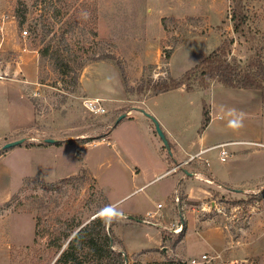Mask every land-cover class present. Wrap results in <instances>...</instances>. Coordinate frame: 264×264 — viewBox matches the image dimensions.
I'll use <instances>...</instances> for the list:
<instances>
[{"label":"rangeland","instance_id":"obj_1","mask_svg":"<svg viewBox=\"0 0 264 264\" xmlns=\"http://www.w3.org/2000/svg\"><path fill=\"white\" fill-rule=\"evenodd\" d=\"M233 4V0H0V15L7 16L3 37L12 42L2 46L5 55L0 60H13L15 67L18 46L13 42L28 29L26 41L34 50L29 53L30 71L16 78L32 81L36 75L38 82L25 83L36 109L34 127L8 134L13 121L0 108V154L9 152L14 168L10 197L0 202V264H54L59 254L48 244L50 235L74 229L104 210L111 212L116 222L113 232L127 247V264H133V255L148 262L167 254L210 251L208 244H220V238L212 236L218 231L229 234L234 242L225 250L227 261L264 264V139L235 135L242 129L239 123L226 126L230 139H256L261 144H227L225 161L220 159L221 147L211 149L207 156L217 178L208 173L206 161L195 163L189 155V162L194 161L191 167L202 173L187 175L182 168L188 162L175 163L145 112L152 111L176 133L194 136L201 133L203 103L209 104L210 87L201 88L195 79L194 92L180 88L158 94L137 90L149 80L180 77L192 67L191 74L196 76L202 57L231 38L230 55L244 62L249 59L251 42L264 38V0L247 2L252 26L249 41L233 31ZM23 9H27V18L20 23L17 13ZM36 17L54 22L61 19L55 31L60 32L62 25L70 28L66 36L74 50L89 56L106 53L110 58L90 60L80 72L79 86L71 91L70 75L63 77L48 59L40 57L42 43L30 31ZM253 32L258 37L254 38ZM0 96V100L5 97L2 92ZM229 96H217L222 104L213 113L222 117L212 118L213 129L234 114L224 105L236 108L240 103L239 95ZM92 98L101 101L102 110L92 112L85 106ZM220 130L211 132V138L218 137ZM21 137L27 140L1 149ZM48 137L59 138L68 146L75 143V157L82 159V167L78 168L67 146L53 153L31 147V142L47 143ZM169 142L172 151L178 142ZM35 174L50 179L71 175L47 181ZM145 211L155 214L149 218L151 224L160 223L168 235L175 237L185 228V242L174 246L168 240L162 249L152 250L159 246L156 231L123 222L129 218L147 222ZM218 261L221 258L206 264Z\"/></svg>","mask_w":264,"mask_h":264},{"label":"trees","instance_id":"obj_2","mask_svg":"<svg viewBox=\"0 0 264 264\" xmlns=\"http://www.w3.org/2000/svg\"><path fill=\"white\" fill-rule=\"evenodd\" d=\"M233 2L231 14L233 31L249 41V32L252 31V26L247 8L248 0H233ZM59 12V9L55 12L56 17L60 15ZM17 15L20 17L19 22L24 23L27 18V9L19 10ZM35 19L34 25L33 23L30 24V31L39 36L42 43L38 49L40 57L41 59H48L53 69L63 77L70 75L71 91H75L76 87L79 86L80 72L90 60L110 58L109 54L106 53L89 56L88 52L74 50L66 36L70 28L62 25L60 32L55 31V26L62 21L61 19L60 22L49 21L40 17ZM255 32H253L254 38L258 37ZM93 33L97 35L95 29H93ZM233 42L234 39L231 38L210 50L201 60L200 71L196 76L191 74L192 67L180 77L168 76L153 82L149 80L142 83L137 90L143 93L151 91L153 94H158L184 86L187 91L191 92L195 89L194 82L196 79L203 89H208L213 82L227 87L258 89L261 91L264 103V38L251 42L250 50L252 53L245 62L237 56L230 55ZM167 58L170 56L168 55ZM40 82L44 83L42 79ZM129 89L136 90L133 87ZM210 119V107L204 100L201 132L207 127ZM56 143H59V140ZM30 144L40 145L43 143L31 142ZM164 147L166 148L165 145ZM110 216L111 212L104 210L86 223H78L74 229L50 235L48 244L56 248L55 253L59 254L54 264H126L129 255L123 242L113 232V225L116 222ZM184 234L185 228L175 237L168 235L166 231H161L162 245H165V242L169 240L175 246L183 239ZM116 242L121 244V247H115ZM133 258V264H187L186 260L168 254L160 260L148 262H143L135 255Z\"/></svg>","mask_w":264,"mask_h":264},{"label":"crops","instance_id":"obj_3","mask_svg":"<svg viewBox=\"0 0 264 264\" xmlns=\"http://www.w3.org/2000/svg\"><path fill=\"white\" fill-rule=\"evenodd\" d=\"M12 42H8V40L6 39L4 42V46L5 48L7 47V45H11ZM13 44H17V48L15 49V56H14V65L15 67H12V62L13 60L10 61H5L0 60V92H2V95L4 94L5 97L2 98V100H0V108L4 109V111L6 112V114L8 116H10V119H12L13 123L12 125L9 127V133L10 135H13L14 133L20 131V130H24V129H30L32 126H35L36 123V109H35V105L30 97V95L27 93L26 89V84L25 83H38L35 82L36 79V75H33V80L30 81L29 79H19L16 78L17 75H22V76H26L27 75V70L28 67L30 65V61L31 58L29 53H33L34 50L29 48V45L27 43L26 40H24L23 38H21L20 40L17 38L15 40V42H13ZM8 51V50H7ZM36 52V51H35ZM5 55V50H3V48L1 49L0 52V58H2ZM205 56V55H204ZM204 56L202 58H204ZM36 56H33V58ZM202 60V59H201ZM30 71V70H28ZM12 76V77H9ZM20 84V87H18V84ZM180 89H184L186 90L184 87H179ZM35 89H37V87H35ZM178 89V88H177ZM15 90V91H14ZM33 91V89H31ZM174 90V89H173ZM170 91V90H169ZM36 92V91H35ZM189 92V91H188ZM194 92V91H191ZM209 93H210V99H209V107H210V114H211V119L209 124L207 125V127L201 132L198 133L194 136H190V137H185V133L182 131H178L177 133L173 130H171V128L166 127L161 120L158 118L161 127L163 128V131L165 132V134L167 135L168 139L170 141H175L178 142L177 144H175V148L174 150H172V159L175 161L176 164H180V163H187L188 165L186 167H183L182 170L185 174L189 175L187 172L193 174V173H198L201 171L196 172L195 171V167H191V165L197 162H201L204 163L205 161L207 162V166H208V173H210V176L212 178H217V176L212 172L211 166H210V160L207 156V153L216 147H213L217 144L220 143H228V144H235V143H245V142H258L261 141L262 138L264 139V103H263V99H262V94L261 91L258 89H251V88H237V87H227L224 86L220 83H212L210 88H209ZM229 93V94H228ZM218 94H221L225 96H229L232 94H236V96L239 95V101L240 103L236 106V108L232 105H224L225 107H227V109L229 111H233L234 114L230 115L227 117L226 121H224V123L219 124V127L213 129V122L212 120L214 119H218L221 116L220 113H217V115H215V113H213V111L215 109H218L219 105L222 104L219 99L220 97H217ZM2 97V96H0ZM231 97V96H229ZM228 97V98H229ZM226 98V99H228ZM152 113V111H150ZM212 113L214 114L212 116ZM153 114V113H152ZM214 118V119H212ZM215 121V120H214ZM241 124L242 125V129L239 132L238 129V133L235 135H249L252 134L255 138H258L259 140L257 141L252 140V139H234L236 137H233L232 139H230V135H228L229 133L226 130V126L227 127H236V124ZM221 129V130H220ZM214 130V131H213ZM220 130V134L218 135V137L215 138V136L213 138H211V132H217ZM210 131V132H209ZM172 135V137H171ZM229 138V139H228ZM59 140V143H43V144H34L33 149H44L45 151H47V153H53L54 151H62V149L64 148V146H67L68 149L72 150L71 151V155L73 156V158L75 159V162H78V168L82 167V159H80L79 157H75V143L73 142H69V146L68 143L64 142L63 140L57 138ZM63 141V142H62ZM38 143V142H36ZM72 143V144H71ZM71 147V148H69ZM29 147H26L25 149H27ZM181 153H183L184 155L182 156ZM189 155H194V161L192 159V161L189 162L188 160V156ZM9 152H5V153H1L0 154V202L7 200L10 197V194L12 192L13 189V176H14V168L11 165L10 159H9ZM186 156V157H184ZM221 159V158H220ZM222 160V159H221ZM225 161V160H223ZM187 171V172H186ZM202 173V172H201ZM74 174V173H72ZM34 175V174H33ZM71 175V174H68ZM68 175H63V176H59V177H52V179L47 178V177H43V176H38L35 174V176L39 177L42 180H47V181H54L57 180L59 178H63L65 176ZM262 174H259L257 176L260 177ZM25 176V174H22L21 177ZM54 176V175H53ZM191 177V176H189ZM179 180L182 179V176L178 178ZM220 180V179H219ZM183 181L185 182L186 179L184 178ZM225 182H227L226 180H224ZM182 182V180H181ZM230 184H232V182H228ZM148 211V210H147ZM145 211L144 214L147 212ZM131 215H144L143 213H136V212H128ZM126 214V213H125ZM121 215V213H120ZM121 217V216H120ZM121 219V218H120ZM124 223L127 224H138L140 225L141 228H146V229H150V230H154L156 231V235L159 236L160 241H158L159 246L155 247L152 250H156V249H162V236H161V224H151L148 222H144L141 220H135V219H131L129 218V220H124ZM206 224V222H205ZM203 224V225H205ZM202 225V229H204L205 226ZM218 230V228H217ZM115 232V231H114ZM219 232V231H218ZM218 232H214V234L212 236H216L220 241L219 245H215V244H208V247L210 249V251H207L205 249L201 250V251H195L192 250V253H187L186 255L180 254L177 255L180 258H182L183 260L186 259L187 262L188 260H190L192 257H196L197 255L209 252L210 254H217L220 253L221 254V262H215V264H222L223 260L229 259L227 258V253L226 251L229 248H232L234 242H232L229 239V234H225L226 232L223 231L222 234H218ZM115 235L122 240V238H120V236H118L116 233ZM187 237V231H185V235L183 237V239L181 240L182 243L185 242ZM205 242V240H203ZM125 244V243H124ZM125 248L127 249L126 245ZM167 250V249H166ZM226 250V251H225ZM128 251V250H127ZM167 252V251H166ZM169 253V250L168 252ZM172 254V252H170ZM169 253V254H170ZM179 254V253H178ZM176 255V254H174ZM225 255V256H224ZM154 257V256H153ZM223 258V259H222ZM226 258V259H225Z\"/></svg>","mask_w":264,"mask_h":264},{"label":"built area","instance_id":"obj_4","mask_svg":"<svg viewBox=\"0 0 264 264\" xmlns=\"http://www.w3.org/2000/svg\"><path fill=\"white\" fill-rule=\"evenodd\" d=\"M6 21H7V16L2 14L0 15V52H1V49H2V46L4 45V42H5V37L4 34H5V24H6ZM28 29H23L22 32H21V37L26 40L27 38V35H28ZM89 104H85V106L92 112H98L99 110L98 109H103L102 107V104H101V101H99L98 98H92L89 102ZM253 144H261L260 142H251ZM228 143H220V144H217L213 147H221L222 150H221V159L222 160H225L226 159V155H227V150L225 149V146L227 145ZM194 155H191L190 159L193 158ZM177 200H179V197H177ZM158 207H161L162 204L159 203L157 205ZM146 216L148 217L145 221H147L148 223H151L153 222L152 220H150L149 218L151 217H155V214L152 213L151 211L147 212L146 213ZM154 223V222H153ZM156 224H160V223H157ZM179 228L176 229V231H178ZM221 258V254L220 253H217V254H213V255H210L208 253H203L201 254V256L199 257H193L191 258L187 264H206V263H209L211 262L212 260H216V259H219ZM222 264H235L234 262H231V261H225V262H222Z\"/></svg>","mask_w":264,"mask_h":264},{"label":"water","instance_id":"obj_5","mask_svg":"<svg viewBox=\"0 0 264 264\" xmlns=\"http://www.w3.org/2000/svg\"><path fill=\"white\" fill-rule=\"evenodd\" d=\"M154 122L155 124V127H156V131L157 133L160 135L161 139L163 140V144L166 146V148L169 150V152L171 153V146H170V142L165 134V132L163 131V128L161 127V124L159 122V120L151 113L149 112H145ZM126 115V113L122 114L118 121L124 117ZM25 140H27V137H21V138H17V139H14L12 141H9L7 143H5L1 149H6V148H9V147H13V146H16V145H19L21 143H23ZM58 141L57 138H54V137H48V138H45V142L47 143H56ZM187 172V171H186ZM189 175H191V173L187 172ZM164 250L167 249V247H163ZM126 264H127V261H126Z\"/></svg>","mask_w":264,"mask_h":264}]
</instances>
